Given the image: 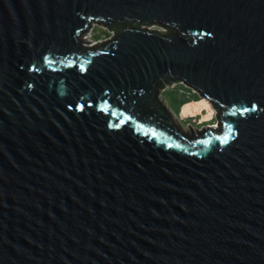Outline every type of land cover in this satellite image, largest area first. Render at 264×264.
I'll use <instances>...</instances> for the list:
<instances>
[{
	"label": "water",
	"instance_id": "95a60500",
	"mask_svg": "<svg viewBox=\"0 0 264 264\" xmlns=\"http://www.w3.org/2000/svg\"><path fill=\"white\" fill-rule=\"evenodd\" d=\"M0 264H264V0H0Z\"/></svg>",
	"mask_w": 264,
	"mask_h": 264
},
{
	"label": "rangeland",
	"instance_id": "374dc122",
	"mask_svg": "<svg viewBox=\"0 0 264 264\" xmlns=\"http://www.w3.org/2000/svg\"><path fill=\"white\" fill-rule=\"evenodd\" d=\"M147 29H151V30H159V31H166V29L165 28H158V29H156V27H154V26H152V25H150V26H147L146 27ZM93 30H95V31H93ZM108 31L105 29V28H103V27H100V26H97V25H95V26H93V28L91 29V30H89V31H87L86 33H84L83 35H82V39L87 43V44H89V45H95V44H97V43H100V42H103V41H105V40H107L109 37H110V33H109V35H108V33H107ZM200 100H203V102H204V105L205 104H207V108L208 109H212L211 107H210V105H209V103L207 102V101H205L204 99H200ZM192 101H189V102H187V103H185V104H183L181 107H180V112H181V114H182V112H183V109H184V107L186 106V105H188L189 103H191ZM166 103V102H165ZM167 104V103H166ZM174 103H169V105H168V107L171 109V107H173L172 105H173ZM205 107V109H207ZM171 111H172V109H171ZM213 111V110H212ZM173 112V111H172ZM185 117H184V119H179L176 115L174 116L175 118H176V120L178 121V123H179V125L181 126V128H182V130L185 132V133H189V128H188V124H191L192 125V127L191 128H194V129H199V128H203L204 126H206V125H208L210 122H213V121H216V119H215V115L213 114L212 115V117H211V119H208V120H200V117H197L196 115H192V114H190V115H184ZM186 118H192L191 119V122L190 123H185V119ZM206 122H207V124H206ZM195 124V125H194ZM201 124V125H200ZM209 125H211V124H209Z\"/></svg>",
	"mask_w": 264,
	"mask_h": 264
},
{
	"label": "bare ground",
	"instance_id": "6f19581e",
	"mask_svg": "<svg viewBox=\"0 0 264 264\" xmlns=\"http://www.w3.org/2000/svg\"><path fill=\"white\" fill-rule=\"evenodd\" d=\"M200 99L197 100V101H192L191 103H189L188 105H186L184 107V109H183L182 114L183 115H190V114L196 115L197 117H200V120H202V121L203 120L211 119L212 115L214 114V110L213 109H208L207 108L208 107L207 104L204 105L203 100H200ZM205 107L207 109H205Z\"/></svg>",
	"mask_w": 264,
	"mask_h": 264
},
{
	"label": "crops",
	"instance_id": "0c3cea01",
	"mask_svg": "<svg viewBox=\"0 0 264 264\" xmlns=\"http://www.w3.org/2000/svg\"><path fill=\"white\" fill-rule=\"evenodd\" d=\"M183 85V84H182ZM184 86V85H183ZM184 89L181 87V84H175L172 87H164L162 90H159L160 97L169 105V103H176L181 97L180 90ZM180 119H184V115L180 112Z\"/></svg>",
	"mask_w": 264,
	"mask_h": 264
},
{
	"label": "trees",
	"instance_id": "16d2710c",
	"mask_svg": "<svg viewBox=\"0 0 264 264\" xmlns=\"http://www.w3.org/2000/svg\"><path fill=\"white\" fill-rule=\"evenodd\" d=\"M93 31H95V30H93ZM108 33V32H107ZM108 35H109V33H108ZM181 87H183L184 89H186V87L185 86H183L182 84H181ZM181 93V95H182V97L176 102V103H174L172 106L173 107H171V109H172V111H173V113H174V115H176L179 119H180V107L183 105V104H185V103H187V102H189V101H197V100H199L200 99V97H198L196 94H193V95H187L186 93H182V92H180ZM191 119L192 118H186L184 121H185V123H190L191 122ZM206 124H207V122H206ZM209 124H211V125H213V124H215V121H213V122H210ZM195 125V124H194ZM201 125V124H200Z\"/></svg>",
	"mask_w": 264,
	"mask_h": 264
},
{
	"label": "built area",
	"instance_id": "2783aa9c",
	"mask_svg": "<svg viewBox=\"0 0 264 264\" xmlns=\"http://www.w3.org/2000/svg\"><path fill=\"white\" fill-rule=\"evenodd\" d=\"M180 92L186 93L187 95H193V94L197 95V93H196V91L194 89H191V88H188V87H186V89L180 90Z\"/></svg>",
	"mask_w": 264,
	"mask_h": 264
},
{
	"label": "snow or ice",
	"instance_id": "6c2138e0",
	"mask_svg": "<svg viewBox=\"0 0 264 264\" xmlns=\"http://www.w3.org/2000/svg\"><path fill=\"white\" fill-rule=\"evenodd\" d=\"M252 110H255V106H253ZM245 111H248V109H245Z\"/></svg>",
	"mask_w": 264,
	"mask_h": 264
}]
</instances>
